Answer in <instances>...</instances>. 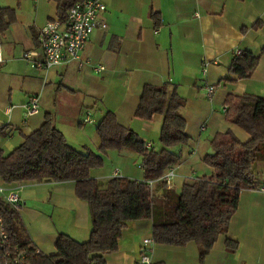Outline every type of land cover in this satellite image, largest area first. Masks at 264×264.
<instances>
[{
    "label": "crops",
    "instance_id": "obj_1",
    "mask_svg": "<svg viewBox=\"0 0 264 264\" xmlns=\"http://www.w3.org/2000/svg\"><path fill=\"white\" fill-rule=\"evenodd\" d=\"M102 1L105 9L97 21L106 27L94 29L78 58L37 70L22 54L36 52L42 57L39 31L47 21L59 19L57 3L0 0V6L13 9L16 16L0 36V149L11 152L49 115L72 148L98 152L95 128L109 111L119 125L159 151L162 116L154 114L145 121L135 118L134 112L145 85L169 84L185 99L181 114L191 137L188 146L174 148L181 160L175 166L173 188L179 190L200 177L213 179L215 171L203 162L211 152V138L230 131L242 143L250 139L226 122V97H264V56L247 79L229 72L237 50L257 55L264 47V0ZM204 63L209 64L205 72ZM97 67L104 70L96 71ZM210 86L214 92L209 98ZM34 95L39 98V113L26 116L25 106ZM107 157L139 162V171L121 172L114 159L113 167L91 171L92 178L105 182L118 171L123 177L143 179L136 154L109 152ZM253 173V188L241 190L227 232L218 237L203 263L197 246L188 243L182 247L154 244L148 253L150 264H264V192L257 190L264 188V162L254 164ZM12 186H22L18 233L41 253H55L59 234L87 240L88 206L76 197L74 182L43 179ZM146 238L152 239L150 220L127 222L117 251L105 255V264H136ZM226 240L237 242L233 253L228 252Z\"/></svg>",
    "mask_w": 264,
    "mask_h": 264
},
{
    "label": "trees",
    "instance_id": "obj_2",
    "mask_svg": "<svg viewBox=\"0 0 264 264\" xmlns=\"http://www.w3.org/2000/svg\"><path fill=\"white\" fill-rule=\"evenodd\" d=\"M54 1L58 18L64 22L68 10L81 0ZM15 20L13 9L0 6V36ZM262 56L264 47L257 55L240 51L232 57L230 74L238 79L249 78ZM184 104L185 99L175 86L142 88L134 117L149 121L154 114L162 116L159 151L148 148L136 133L119 125L109 111L95 128L100 142L98 152L72 148L49 115L38 130L24 137L11 152L0 149V180L5 184L43 179L72 181L76 197L88 206L91 229L86 241L59 234L54 254L44 255L40 251L25 259L24 264H105V255L117 251L127 222L138 220L151 221L152 240L157 245L182 247L194 243L199 262L203 263L218 237L227 232L241 190L253 188V165L264 162V97H226V122L241 128L250 139L242 143L230 131L217 133L210 140L211 152L203 158L204 164L215 171L214 178H196L176 190L167 188L160 178L180 163V152L174 148L188 146L191 140L181 114ZM121 151L140 157L142 180L116 176L100 182L91 177V171L104 166L109 152ZM150 180L156 181L153 189L147 187ZM0 215L12 244L29 246L33 251L36 246L18 233L17 213L0 202ZM225 244L228 252L237 248L236 241L226 240Z\"/></svg>",
    "mask_w": 264,
    "mask_h": 264
},
{
    "label": "built area",
    "instance_id": "obj_3",
    "mask_svg": "<svg viewBox=\"0 0 264 264\" xmlns=\"http://www.w3.org/2000/svg\"><path fill=\"white\" fill-rule=\"evenodd\" d=\"M105 5L102 0H81L76 2L67 12L64 22L59 19L47 21L40 29L38 42L42 50V57H38L36 52H25L22 59L26 61L32 69L45 70L52 68L71 59L78 58L90 35L97 26L102 29L106 27L104 23L97 21L100 12L104 11ZM236 55L240 51L235 52ZM2 60L0 45V61ZM208 63H204L203 72L206 71ZM96 71L104 70L103 67H97ZM208 97L214 92V87H208ZM39 98L32 96L25 106L26 116H32L39 113ZM225 110V109H224ZM223 110V112H224ZM88 121V118L85 120ZM150 148V145H147ZM175 167H170L162 175L160 181L167 188H173V177ZM120 176L118 171H113V177ZM156 181H147V187L153 189ZM22 186L7 185L0 182V202L6 204L15 213H19L23 206L20 195ZM264 192V188H257ZM143 247L136 264H150L148 253L155 244L151 238L143 240ZM40 250L34 248L30 251L29 246H15L12 244L10 235L6 228L3 217L0 215V264H24L25 259L30 255L39 254Z\"/></svg>",
    "mask_w": 264,
    "mask_h": 264
},
{
    "label": "rangeland",
    "instance_id": "obj_4",
    "mask_svg": "<svg viewBox=\"0 0 264 264\" xmlns=\"http://www.w3.org/2000/svg\"><path fill=\"white\" fill-rule=\"evenodd\" d=\"M114 159H116V161H115L116 163H114L115 166H119L117 168H121L120 169L121 172H123V170L125 171L126 169H132V170H135L136 172L139 171V165H138L139 162L137 164V163L133 162V160H127V159H124V160L120 159L119 160L118 158L110 159L107 156L104 157V170L113 167L111 164L114 162Z\"/></svg>",
    "mask_w": 264,
    "mask_h": 264
}]
</instances>
